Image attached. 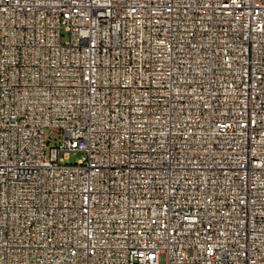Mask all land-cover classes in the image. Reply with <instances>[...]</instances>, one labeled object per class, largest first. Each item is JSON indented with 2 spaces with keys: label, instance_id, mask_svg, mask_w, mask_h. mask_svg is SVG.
<instances>
[{
  "label": "built area",
  "instance_id": "built-area-1",
  "mask_svg": "<svg viewBox=\"0 0 264 264\" xmlns=\"http://www.w3.org/2000/svg\"><path fill=\"white\" fill-rule=\"evenodd\" d=\"M0 264H264V0H0Z\"/></svg>",
  "mask_w": 264,
  "mask_h": 264
},
{
  "label": "rangeland",
  "instance_id": "rangeland-1",
  "mask_svg": "<svg viewBox=\"0 0 264 264\" xmlns=\"http://www.w3.org/2000/svg\"><path fill=\"white\" fill-rule=\"evenodd\" d=\"M63 137V135H59V132L55 130L48 129L47 130V157L49 156V148L56 144L60 140V138ZM82 157V153L79 151L72 152L68 159H66V162L68 163H77Z\"/></svg>",
  "mask_w": 264,
  "mask_h": 264
}]
</instances>
